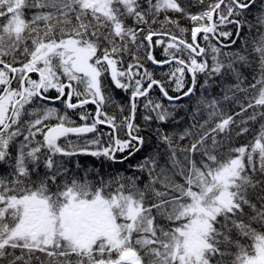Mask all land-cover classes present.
<instances>
[{
  "label": "snow or ice",
  "instance_id": "obj_1",
  "mask_svg": "<svg viewBox=\"0 0 264 264\" xmlns=\"http://www.w3.org/2000/svg\"><path fill=\"white\" fill-rule=\"evenodd\" d=\"M253 8L255 23L246 15ZM168 13L192 22L190 43L188 29ZM0 18V264H264V123L254 142L217 155L233 125L241 136L250 122L264 121V0H215L196 13L180 0H0ZM229 24L236 39L217 46L218 37L233 36L222 30ZM237 40L242 47L232 51ZM158 46L164 60L153 54ZM145 59L170 65L167 82L179 95H169ZM154 87L167 106L153 98ZM114 89L130 93L127 115ZM184 98L195 102L181 131L185 117L177 119V110L186 106L175 101ZM225 102L239 111L229 114ZM110 105L121 120L105 111ZM78 108L80 124L69 112ZM152 137L153 150L134 167L141 175L94 181L86 173L69 181L71 158L122 164Z\"/></svg>",
  "mask_w": 264,
  "mask_h": 264
},
{
  "label": "trees",
  "instance_id": "obj_2",
  "mask_svg": "<svg viewBox=\"0 0 264 264\" xmlns=\"http://www.w3.org/2000/svg\"><path fill=\"white\" fill-rule=\"evenodd\" d=\"M215 2V0H204V4L203 5H199V4H193V0H180V3L182 6H184L189 12L192 13H196L199 12L201 10H203L204 8L207 7L208 4ZM258 12V8H253L251 9V11L246 12V15L248 16L249 20H252L255 23V17L256 14ZM26 17L30 18L31 16V12H29L28 10H26L25 12ZM169 16L173 17L174 19H177L179 21V24L181 27H185L188 29V32L184 34L183 38L186 39L189 43L191 42V27H192V22L184 17L181 16V14H177V13H168ZM160 19H163V14H161ZM5 22L4 18H0V23ZM127 24L129 26H133V21L132 19H127ZM153 27H158V25H153ZM169 30H171L173 33H175V35H177L178 37L181 35L179 33V31L173 27L172 25L168 26ZM222 30L224 31H231L233 33V36L229 39H225L224 37H218L219 41L221 43L217 44V40H212L213 44H217V46H221L223 47V45H228L230 44L231 39H236L235 36V25H227L226 27H224ZM143 35V34H142ZM245 38H250L248 36V29L245 28L244 32L242 34ZM252 35H255V29H253L252 31ZM159 37H154V39H157ZM165 40V42H167V37L163 38ZM199 43L201 44V46H205V41L202 38V34L199 38ZM242 47V42L241 40H237V43L235 45L231 46V50L235 51L239 48ZM249 47H251V45H249ZM224 51H229V48L225 47L223 48ZM143 51V50H142ZM153 54L156 57V59L158 60H164L166 57L163 54V46H158L156 48L153 49ZM186 59V57H185ZM19 66V65H16ZM127 66V58L125 61V67ZM144 67L147 68V70L149 72H151L154 76V78L164 81L165 82V87L167 88L169 95L172 96H176L179 95V93H176L172 90V86L168 84V77L165 75L166 73H168L170 71V65L168 64H164V65H154L151 63V61H147L145 59L144 61ZM141 71H143V69H141ZM245 76L248 77V81L251 82V71L249 69H243ZM34 79L38 78L36 76L35 73L30 74ZM105 85L106 86H111V80L110 77H108L107 75L105 76ZM203 75H200L199 77V83H203ZM186 81L188 83V85L190 86L191 84V76L190 74L186 76ZM199 83L197 85V95H199L200 93V89H199ZM13 87H18L17 83L13 84ZM215 91L219 92V89H215ZM47 95L49 96H56L57 94L55 93L54 90H51ZM113 95L116 97V100L125 105V111L123 113V115H127L128 114V109H127V105L129 103V95L130 93H125L122 90H113ZM151 95L153 96V98L158 99L161 103H163L164 105H168L170 102L163 97V95L160 93L159 88L154 87V89L151 92ZM249 95H251V93H249ZM240 100L241 102H243L244 104H247L248 101L244 99V94L240 93L239 94ZM143 99V98H141ZM73 103L76 102V98H73ZM195 102V98H193L192 102H189V100L187 98H184L182 100H178L175 101V103L177 104H181V105H185V108H181L179 110H177V119H179L181 116H184V120L180 121L179 124V130H183L184 127L190 125L192 123L191 120L188 119L187 116V111L191 108L192 104ZM46 103H49L51 106H55L58 109H61L62 111L64 110V105L62 103H60L59 101H56L54 104L50 101H46ZM225 111H227L229 114H233L236 111H239V107L236 104H233L231 102H225L223 105ZM85 108L88 109L89 111H91L93 114L95 113V105L94 104H88L85 105ZM81 111V109H75V110H69L70 115L72 116V119L75 120L78 124L83 123L82 121L79 120V116L78 113ZM105 111H107L110 115H115L117 117L118 120H121L123 117L120 113L119 108H117L115 105H110L105 107ZM252 109H249L248 112L244 113V116H248L252 113ZM143 104L140 103L138 106V111H137V118H136V123L138 124H143ZM207 117L204 116L203 119H206ZM203 119L200 120V122H203ZM236 119L239 121L241 119V117H236ZM48 123V122H46ZM51 123H55V121H52ZM264 123V121L261 120H257L255 122H250L249 123V131L241 136H237L235 133L236 131H238V129L236 128L235 125H233V129L234 131L231 134L230 138H223L222 141V146H220L217 155L221 156V158L226 157L227 155L230 154V149L231 148H235V147H240V146H244V145H249L251 142H254V139L256 137V135L259 133L260 130V124ZM213 125H209V127H211ZM101 128V130L107 132L108 129L101 125L99 126ZM162 127H164L166 130H170L174 127H177L176 125H172V124H167V125H162ZM121 138H125L123 132L120 133ZM221 137H224V134H221ZM40 139H42V137H38ZM20 139H22V137H20ZM72 139H75V137H73ZM106 139V138H105ZM182 143H187V141H184ZM209 143H211V141L209 140ZM155 146V137H152V143L149 144L145 150H143L142 152L136 154L134 157L130 158L129 160L125 161L122 164H111L110 162H104L103 164L101 163L100 160H97L94 157L91 156H79V157H73L68 161V168L70 170V175L68 176L69 181L72 179L73 175H75L78 178L83 179L85 174L87 173L89 179L91 180H99L100 176H102L105 180L110 179L111 177L117 175L118 173H122L124 176H132V175H141L138 172H134V167L135 165L140 162L145 156L148 155V153L150 151L153 150ZM163 145L160 146L161 149H163ZM232 155H235V153H231ZM118 156L120 155L119 153L117 154ZM182 158V157H181ZM197 159H199V157H197ZM77 161L80 164V167L77 168ZM161 164H164L166 162V156H164L162 154L161 156ZM131 166V167H130ZM171 166L169 165V168ZM99 170V176L96 175V170ZM43 170V169H41ZM91 170V171H89ZM5 171V169H3L2 166H0V172ZM147 180V174H143V178L142 180L139 182L140 183V187H143L144 182ZM177 181L182 182L181 178L179 176L176 177ZM157 187H159V185H157ZM236 239H240L241 244L244 245H249L251 244V241L246 239V238H241V237H234ZM232 252H235L236 249L233 247L231 249ZM37 255H41L39 253H37ZM228 259H232V257H229Z\"/></svg>",
  "mask_w": 264,
  "mask_h": 264
}]
</instances>
